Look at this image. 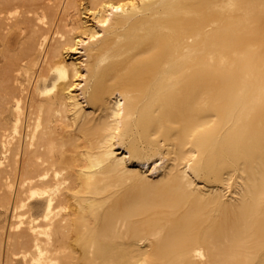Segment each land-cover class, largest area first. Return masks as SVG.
I'll return each mask as SVG.
<instances>
[{"label":"bare ground","instance_id":"6f19581e","mask_svg":"<svg viewBox=\"0 0 264 264\" xmlns=\"http://www.w3.org/2000/svg\"><path fill=\"white\" fill-rule=\"evenodd\" d=\"M0 264H264V0H0Z\"/></svg>","mask_w":264,"mask_h":264}]
</instances>
